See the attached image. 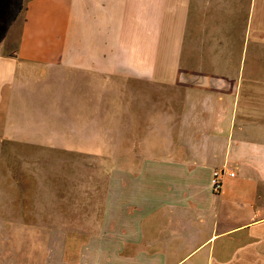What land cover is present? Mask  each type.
Masks as SVG:
<instances>
[{"label": "crops", "instance_id": "1", "mask_svg": "<svg viewBox=\"0 0 264 264\" xmlns=\"http://www.w3.org/2000/svg\"><path fill=\"white\" fill-rule=\"evenodd\" d=\"M15 43L0 264H264V0H27Z\"/></svg>", "mask_w": 264, "mask_h": 264}, {"label": "rangeland", "instance_id": "2", "mask_svg": "<svg viewBox=\"0 0 264 264\" xmlns=\"http://www.w3.org/2000/svg\"><path fill=\"white\" fill-rule=\"evenodd\" d=\"M27 0H0V52H6L16 46V36L22 24ZM119 91L112 86L113 94ZM82 172V168H80Z\"/></svg>", "mask_w": 264, "mask_h": 264}, {"label": "built area", "instance_id": "3", "mask_svg": "<svg viewBox=\"0 0 264 264\" xmlns=\"http://www.w3.org/2000/svg\"><path fill=\"white\" fill-rule=\"evenodd\" d=\"M234 177H235V172L228 168L214 170L211 179L212 192L216 195L221 194L224 188V182L226 178H234Z\"/></svg>", "mask_w": 264, "mask_h": 264}]
</instances>
